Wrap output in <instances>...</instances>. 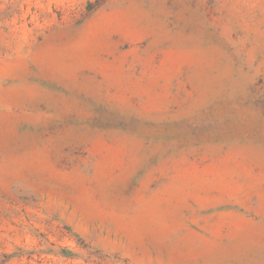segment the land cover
Instances as JSON below:
<instances>
[{
	"label": "rangeland",
	"instance_id": "obj_1",
	"mask_svg": "<svg viewBox=\"0 0 264 264\" xmlns=\"http://www.w3.org/2000/svg\"><path fill=\"white\" fill-rule=\"evenodd\" d=\"M0 264H264V0H0Z\"/></svg>",
	"mask_w": 264,
	"mask_h": 264
}]
</instances>
